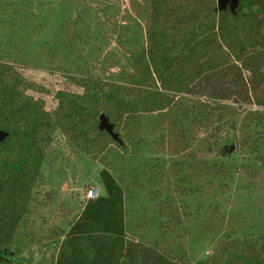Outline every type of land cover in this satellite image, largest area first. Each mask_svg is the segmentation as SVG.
Masks as SVG:
<instances>
[{"label": "rangeland", "instance_id": "obj_1", "mask_svg": "<svg viewBox=\"0 0 264 264\" xmlns=\"http://www.w3.org/2000/svg\"><path fill=\"white\" fill-rule=\"evenodd\" d=\"M0 132V264H264V0H0Z\"/></svg>", "mask_w": 264, "mask_h": 264}, {"label": "water", "instance_id": "obj_2", "mask_svg": "<svg viewBox=\"0 0 264 264\" xmlns=\"http://www.w3.org/2000/svg\"><path fill=\"white\" fill-rule=\"evenodd\" d=\"M237 2H238V0H220L221 5H225L227 3H230L232 6H234L237 4ZM0 134H2V133L0 132Z\"/></svg>", "mask_w": 264, "mask_h": 264}, {"label": "built area", "instance_id": "obj_3", "mask_svg": "<svg viewBox=\"0 0 264 264\" xmlns=\"http://www.w3.org/2000/svg\"><path fill=\"white\" fill-rule=\"evenodd\" d=\"M95 194H96V193H95L94 189H92V188H89V189L87 190V192H86V196H87V198L94 197Z\"/></svg>", "mask_w": 264, "mask_h": 264}]
</instances>
